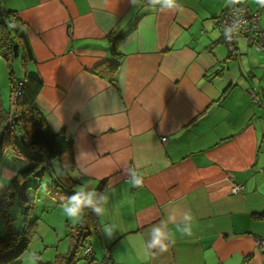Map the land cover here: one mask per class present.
<instances>
[{
  "label": "crops",
  "instance_id": "crops-1",
  "mask_svg": "<svg viewBox=\"0 0 264 264\" xmlns=\"http://www.w3.org/2000/svg\"><path fill=\"white\" fill-rule=\"evenodd\" d=\"M233 2L257 12L264 32V0H0L32 58L18 79L42 81L37 106L71 142L63 175L85 194L104 181L98 262L107 250L104 264H264V59L243 38L236 59L217 42ZM21 167L11 150L0 177ZM185 211L190 234L179 230ZM156 227L172 233L165 251L148 247Z\"/></svg>",
  "mask_w": 264,
  "mask_h": 264
},
{
  "label": "trees",
  "instance_id": "trees-1",
  "mask_svg": "<svg viewBox=\"0 0 264 264\" xmlns=\"http://www.w3.org/2000/svg\"><path fill=\"white\" fill-rule=\"evenodd\" d=\"M8 24L11 23L0 19V58L5 61L8 68L10 97H14L15 101L13 113L10 111L11 108L5 111L0 101V161L12 150L24 162V167L17 170L16 174L9 179L7 188L3 189L0 196V214L3 216V223L9 227L11 222L9 209L14 202H17L21 207L24 226L20 229L21 233L9 229L0 237V264H15L26 249L32 235L31 227H34L35 221H30L27 217L28 186H25L26 180L31 176L41 174L51 166L53 160L58 161L62 174L64 168L68 169L73 166L71 142L66 139L63 131L56 133L50 129L44 113L37 106L36 99L42 89V81L27 72H24L21 79L13 77L10 63L15 59V53L18 54L20 45L24 49L21 57L24 70L32 58L29 51L23 46L21 37L16 35V27L12 23L10 28ZM11 30L15 32L14 36L10 35ZM107 41L112 56L116 57L120 38L110 33L107 36ZM117 65L113 59L108 62L110 70L116 69ZM14 94L16 95L13 96ZM64 155L69 159L67 164L62 163ZM104 189V181L99 182L98 188L90 197L91 203H83L85 199L83 195L80 196V201L74 200L73 197L78 193L71 194L69 190L67 191L68 199L76 204L79 203L83 218L73 227L76 229L75 235L71 237L74 251L71 255L59 260L60 264H75L77 262L75 253L78 252V247L84 243L86 237L94 232L98 225L96 209L100 207ZM256 217L264 218V213ZM108 259L109 253L107 257L104 254L102 263L104 264ZM92 261L93 259H90V262Z\"/></svg>",
  "mask_w": 264,
  "mask_h": 264
},
{
  "label": "rangeland",
  "instance_id": "rangeland-1",
  "mask_svg": "<svg viewBox=\"0 0 264 264\" xmlns=\"http://www.w3.org/2000/svg\"><path fill=\"white\" fill-rule=\"evenodd\" d=\"M10 66L13 77L20 78L23 67L20 59H13ZM9 84L8 68L5 61L0 58V101L5 111L9 110L10 107L14 109V98L10 97ZM57 162V160H53L50 167L39 175L31 176L25 182V186H28L27 217L30 221L34 220L35 223L34 227H31L33 231L30 241L15 264H60L59 260L71 255L74 251L71 244V237L75 232L73 227L82 220L83 215L80 209L79 217L76 219L67 214L68 208L77 205L68 199L67 191L69 190L71 194H79L81 189L84 193L86 190L85 187L72 179L71 173L63 175ZM9 181L0 177V196L3 189L9 185ZM95 189V187L89 188L87 193L92 195ZM91 195L87 198L90 199ZM9 214L11 217L9 227L3 223V216L0 214V237L9 229L18 233L22 232L20 229L24 223L21 207L18 206L17 202L11 205ZM96 242L97 236L91 232L84 243L78 247V252L75 253L77 257L75 264H92L94 261L102 260L100 258L101 252H97L95 249ZM87 247L94 248L92 263L90 262L91 256L86 258L84 254Z\"/></svg>",
  "mask_w": 264,
  "mask_h": 264
},
{
  "label": "built area",
  "instance_id": "built-area-1",
  "mask_svg": "<svg viewBox=\"0 0 264 264\" xmlns=\"http://www.w3.org/2000/svg\"><path fill=\"white\" fill-rule=\"evenodd\" d=\"M6 17L7 13L0 9V19L6 21ZM219 25L221 32L217 42L226 47L230 59L237 58L236 43L240 38L245 39L249 46L255 47L262 54L264 59V32L260 28V17L257 12L248 11L238 5L237 2H233L224 11H222L219 19ZM15 95L16 94L13 96ZM251 95L254 101H258L255 93H252ZM162 140L165 141L166 138H162ZM225 180L230 183V192L232 195H238L242 191L243 185L234 182L230 173L226 174ZM255 244L258 251L264 254V240H257ZM90 252V247H87L85 249V254H90ZM105 256H108V252L106 250ZM92 264L103 263L94 261Z\"/></svg>",
  "mask_w": 264,
  "mask_h": 264
},
{
  "label": "clouds",
  "instance_id": "clouds-1",
  "mask_svg": "<svg viewBox=\"0 0 264 264\" xmlns=\"http://www.w3.org/2000/svg\"><path fill=\"white\" fill-rule=\"evenodd\" d=\"M164 3L167 7L172 8L176 6V0H164ZM19 157V156H18ZM143 182V177L142 176H138L135 179V183L137 185L141 184ZM84 195L85 199L83 200V203H91V200L88 199L87 197L91 195V193H87L85 194L83 192V189H81L80 193L77 194L76 196L73 197L74 200L80 201V196ZM67 214L71 215L74 219L79 217V203L71 208H68L67 210ZM97 212L100 211L99 208L96 209ZM170 219H175V216H171ZM183 219L185 221V224L182 228H180L179 230L183 233H191L192 228H191V222H192V215L190 212L185 211L183 214ZM179 227V226H178ZM110 230V228H109ZM172 236L171 232H165L163 231L161 228L156 227L153 229L152 231V240L150 241V243L148 244V247H157L159 248L160 251H165L167 250V248L169 247V245L165 242L167 239H170ZM146 258V256L144 257Z\"/></svg>",
  "mask_w": 264,
  "mask_h": 264
},
{
  "label": "water",
  "instance_id": "water-1",
  "mask_svg": "<svg viewBox=\"0 0 264 264\" xmlns=\"http://www.w3.org/2000/svg\"><path fill=\"white\" fill-rule=\"evenodd\" d=\"M17 54L15 53V56H16Z\"/></svg>",
  "mask_w": 264,
  "mask_h": 264
}]
</instances>
